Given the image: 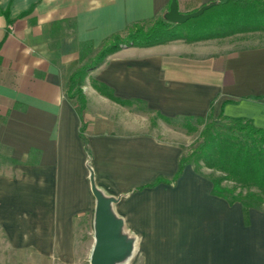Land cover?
<instances>
[{
  "label": "crops",
  "instance_id": "0c3cea01",
  "mask_svg": "<svg viewBox=\"0 0 264 264\" xmlns=\"http://www.w3.org/2000/svg\"><path fill=\"white\" fill-rule=\"evenodd\" d=\"M210 1L176 0L180 12ZM169 3L0 0V230L18 255L11 264L70 258L76 220L95 209L91 171L96 187L117 198L112 209L123 233L140 237L144 264H264V208L212 194L210 179L191 163L174 182L135 189L170 179L183 151L138 126L129 102L83 85L90 160L79 136L78 103L67 88L82 64V45L98 49L163 15ZM90 78L158 115L204 118L211 111L264 128V44H125L89 69ZM182 234L191 246L164 255L151 239Z\"/></svg>",
  "mask_w": 264,
  "mask_h": 264
},
{
  "label": "trees",
  "instance_id": "16d2710c",
  "mask_svg": "<svg viewBox=\"0 0 264 264\" xmlns=\"http://www.w3.org/2000/svg\"><path fill=\"white\" fill-rule=\"evenodd\" d=\"M210 2L212 4L199 16L183 23H171L162 17H157L146 29L140 23L133 24L134 30L128 33L125 40H121L119 35L113 36L100 48L91 63L81 65L72 72L69 77L67 96L74 97L78 103L77 112L81 119L79 136L88 160L91 159V154L87 149V138L84 135L85 96L80 85L87 71L103 62L105 57L116 51L120 44L148 46L174 38H186L176 34L177 30L194 34L193 38H197L200 32L203 35L207 34V37H218L237 28L249 31L253 30L256 24L264 25V0H212ZM92 84L98 92L112 100L131 103L116 97L112 89L102 82L93 80ZM160 116L166 121L177 119ZM208 116L211 117V111ZM185 118L190 117H181V119ZM199 135L200 139L191 152L180 157L177 170L170 179L158 176L152 182L135 189L151 187L159 182H174L182 173L184 166L191 163L192 159L201 160L204 166L221 172L220 176L210 178L212 194L225 198L229 203L239 202L244 208H260V205L264 204V128L257 127L249 119L230 117L220 113L204 124ZM225 181L233 185L228 189L222 185ZM225 191L230 194H226Z\"/></svg>",
  "mask_w": 264,
  "mask_h": 264
},
{
  "label": "rangeland",
  "instance_id": "374dc122",
  "mask_svg": "<svg viewBox=\"0 0 264 264\" xmlns=\"http://www.w3.org/2000/svg\"><path fill=\"white\" fill-rule=\"evenodd\" d=\"M158 17L164 18L163 15H160ZM155 19L156 18L151 19L149 21H145L140 24L146 29L152 24ZM256 25L257 26L253 30L246 31L237 28L234 31H230L227 34L218 37H207V34L203 35L200 32V34H197V38H193L194 34L191 35L184 30H177L176 34L180 36H185L186 38L183 39L187 41H206L214 39L217 41H223L224 43L230 42L234 46L264 44V25ZM133 30L134 28L131 25L130 27H128V29L119 34L120 39L125 40L128 33ZM107 43L108 41L104 44ZM104 44H101L100 47L95 50L92 49L91 45H82L81 65H87L91 63L97 52ZM120 46H122V44H120L118 48ZM93 80V78L86 80L84 77L80 85L81 90L83 85L91 84L93 86ZM130 109L132 112L134 110L136 111V115L138 118V126L143 125L145 131L156 133L159 137L163 139L178 142L182 146L183 156L191 152L193 147L197 144L200 139V131L202 130L204 124L212 117H190L188 119H181L180 117L177 119H172L171 121H166L157 113L148 110L144 106V104L139 101L131 102ZM191 164L198 173L208 177L209 179L212 177L216 178L221 175V172L213 168L204 166L201 160L194 161V159H192ZM222 185L229 189L233 184L229 181H225ZM237 191L238 188L236 189V192ZM225 193L230 194V192L228 191H225ZM260 208H264V204L260 205ZM93 216L94 210L88 213V215H80V217L76 220V228L74 234V249L72 251V255L70 256V258L64 261L56 260V264H90L89 259L94 241ZM133 238L135 241L132 251L122 260L115 262V264H144V261L142 260V252H137L138 248L142 246L139 244L140 237ZM151 239L155 246L162 248V255L167 252H175L176 249L187 246L188 243V241L186 240L187 237L184 234L180 236H154L151 237ZM151 239L147 238V240ZM188 244V246H191L190 243ZM163 249L166 251H163ZM17 256L18 255L8 245L6 238L0 230V264H11L12 260L17 258Z\"/></svg>",
  "mask_w": 264,
  "mask_h": 264
},
{
  "label": "water",
  "instance_id": "95a60500",
  "mask_svg": "<svg viewBox=\"0 0 264 264\" xmlns=\"http://www.w3.org/2000/svg\"><path fill=\"white\" fill-rule=\"evenodd\" d=\"M211 4L212 2H208L193 11L180 12L176 0H170L168 10L163 14V17L171 23H183L190 18L199 16ZM89 181L91 192L95 198L94 241L89 261L90 264H115L132 251L135 240L123 233V220L112 209V203L116 202L117 198L103 194L96 187L92 171L89 174Z\"/></svg>",
  "mask_w": 264,
  "mask_h": 264
}]
</instances>
